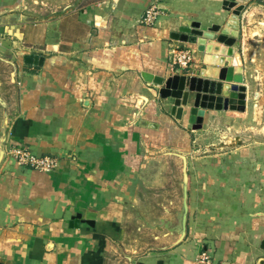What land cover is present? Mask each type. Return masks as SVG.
<instances>
[{
	"label": "crops",
	"instance_id": "crops-1",
	"mask_svg": "<svg viewBox=\"0 0 264 264\" xmlns=\"http://www.w3.org/2000/svg\"><path fill=\"white\" fill-rule=\"evenodd\" d=\"M21 2L0 0V264H199L198 239L213 263L264 264V0L233 7L243 5L233 58L244 110L220 99L196 129L193 95L162 99L141 72L198 70L203 54L178 28L222 26L223 0H165L147 27L150 0L33 21ZM172 47L191 52L187 68L171 66ZM15 144L59 163L22 167L7 153ZM169 151L187 173L185 210L147 192L165 185L155 161Z\"/></svg>",
	"mask_w": 264,
	"mask_h": 264
},
{
	"label": "water",
	"instance_id": "water-1",
	"mask_svg": "<svg viewBox=\"0 0 264 264\" xmlns=\"http://www.w3.org/2000/svg\"><path fill=\"white\" fill-rule=\"evenodd\" d=\"M243 0H223L222 10L229 12L227 19L221 26L214 24L204 32L200 29L190 28L189 22H183L178 28V40L183 43L194 44L199 53L203 54L202 66L198 70H187L184 74H174L167 78L156 76L151 73L141 72L145 82L161 86L158 93L160 98H174L187 102L192 94L193 108L195 109V124L193 129L199 128L204 111L213 109L218 100L224 110H244V91L239 90L237 82L222 78V69L236 67L237 61L233 58V45L236 41L239 29V16L243 5L237 3ZM205 33L211 34L205 36ZM215 33L217 35L215 36ZM209 37V38H206ZM41 58L29 54L24 57L25 64H39ZM187 68V67H185ZM211 78V79H210ZM234 82L235 84L223 83ZM183 111L178 107L175 117L180 118ZM139 125L146 126V121H140ZM70 225H78V220H72ZM264 249V241L261 242Z\"/></svg>",
	"mask_w": 264,
	"mask_h": 264
},
{
	"label": "rangeland",
	"instance_id": "rangeland-1",
	"mask_svg": "<svg viewBox=\"0 0 264 264\" xmlns=\"http://www.w3.org/2000/svg\"><path fill=\"white\" fill-rule=\"evenodd\" d=\"M99 0H22L20 5V11L26 17V20H42L52 17L60 16L62 13L68 10H81L87 4L98 2ZM264 35V34H263ZM261 46V42L257 44V46ZM261 48H264L263 46ZM191 54V52H190ZM192 59V55H191ZM191 63V61H190ZM189 63V65H190ZM188 65V66H189ZM263 124V123H262ZM264 126V124H263ZM264 128V127H263ZM233 134H237V132H232ZM204 150V149H203ZM170 153V154H169ZM169 153H165V159L155 161V163L159 166L165 165L163 169L165 171L166 183L162 185L165 188L160 189H150L147 192L153 193L155 195L165 194L166 199L169 198V195H176L173 200H163L165 202L166 208H171L173 205L177 207L180 206L183 210L188 209V200H187V173L183 169V165L181 166V170L179 165L175 163L174 157L177 160V152L169 151ZM203 155V153H200ZM155 164V165H156ZM153 166V165H151ZM179 181V183L177 182ZM180 193V199L177 200V193ZM153 197V198H154ZM169 216H166L168 218ZM178 221L179 217H175ZM152 220H155L153 218ZM198 247V255L197 262L199 264H219L213 263V255L209 254L206 248V244L202 239H198L197 242ZM223 264V263H222Z\"/></svg>",
	"mask_w": 264,
	"mask_h": 264
},
{
	"label": "built area",
	"instance_id": "built-area-1",
	"mask_svg": "<svg viewBox=\"0 0 264 264\" xmlns=\"http://www.w3.org/2000/svg\"><path fill=\"white\" fill-rule=\"evenodd\" d=\"M105 1L99 0L97 3L101 5ZM164 2L165 0H150L140 18V25L145 27L154 25L156 20L164 14L162 9ZM169 59L171 66L185 68L188 67L191 61V54L189 50L172 47ZM7 153L18 165L38 171H52L59 163V157L57 156L36 155L26 146L20 144L9 147Z\"/></svg>",
	"mask_w": 264,
	"mask_h": 264
},
{
	"label": "bare ground",
	"instance_id": "bare-ground-1",
	"mask_svg": "<svg viewBox=\"0 0 264 264\" xmlns=\"http://www.w3.org/2000/svg\"><path fill=\"white\" fill-rule=\"evenodd\" d=\"M206 36H210L211 34L209 33H205ZM221 76L223 79L225 80H230V81H234L237 82L241 79V70L239 67H226L222 69V73ZM239 90H243L242 87H237Z\"/></svg>",
	"mask_w": 264,
	"mask_h": 264
}]
</instances>
